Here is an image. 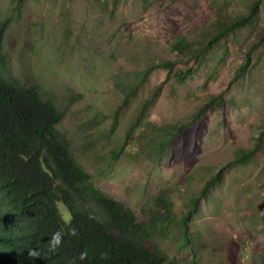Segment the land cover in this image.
Segmentation results:
<instances>
[{
	"label": "rangeland",
	"instance_id": "374dc122",
	"mask_svg": "<svg viewBox=\"0 0 264 264\" xmlns=\"http://www.w3.org/2000/svg\"><path fill=\"white\" fill-rule=\"evenodd\" d=\"M11 1L0 0V20ZM220 22L228 25L226 34L213 38L200 63L172 49L179 36L196 42L203 31L214 36ZM4 50L15 77L39 83L45 97L68 106L57 128L94 184L139 221L164 212V198L180 214L187 189L201 187L197 170H218L264 130V0H121L117 6L114 0H24ZM161 58L180 61L169 77L167 68L153 69L125 102L136 72ZM212 94L223 96L221 107L156 153L143 150L159 126L188 120ZM150 97L145 125L110 167L134 109ZM95 117L99 124L90 122ZM59 208L69 220L67 208ZM189 232L184 243L173 221L159 228L152 243L167 255L165 264H264V145L253 163L225 169L223 182L201 199Z\"/></svg>",
	"mask_w": 264,
	"mask_h": 264
},
{
	"label": "trees",
	"instance_id": "16d2710c",
	"mask_svg": "<svg viewBox=\"0 0 264 264\" xmlns=\"http://www.w3.org/2000/svg\"><path fill=\"white\" fill-rule=\"evenodd\" d=\"M23 1L12 0L9 13L0 20V264H165L167 255L152 243L156 232L173 221L180 227L184 243H188L190 225L201 207V199L209 197L210 191L223 182L226 168L248 166L256 160L263 150L264 130L251 146L235 150L234 158L218 170L206 167L207 171H195L201 187L187 189L180 214L164 198L160 201L164 212L139 221L132 208L94 184L92 174L79 163L69 139L57 128L68 106H59L45 97L39 83L26 82L10 72L4 40ZM120 1L114 0V5ZM227 27L220 22L219 33L215 31L209 37V30L203 31V40L198 42L188 36L176 37L172 49L187 62L200 63L213 38L225 35ZM179 61L161 58L140 68L136 80L125 88L124 101L130 100L153 69L167 68L169 77ZM177 75L179 80L186 77ZM153 102L154 97L144 99L134 109L121 148L109 155L110 167L134 140L135 132L145 125ZM223 102L222 95H210L188 120L159 126L143 150L156 153ZM118 114L119 109L107 130L110 134L118 127ZM100 121L95 117L90 122ZM59 204L67 208L69 220L63 217ZM56 232L63 235V243L49 252L48 240ZM29 249L39 250L41 258L31 259ZM82 252L87 255L81 260ZM186 264L196 263L192 260Z\"/></svg>",
	"mask_w": 264,
	"mask_h": 264
},
{
	"label": "clouds",
	"instance_id": "9594fccd",
	"mask_svg": "<svg viewBox=\"0 0 264 264\" xmlns=\"http://www.w3.org/2000/svg\"><path fill=\"white\" fill-rule=\"evenodd\" d=\"M73 234H74V231H73ZM62 243H63V235L60 232L53 233L48 240V251L49 252L56 251L62 245ZM86 255H87L86 252H82L80 254V259L81 260L84 259ZM28 256L31 259L41 258V254L39 250L37 249H29Z\"/></svg>",
	"mask_w": 264,
	"mask_h": 264
}]
</instances>
